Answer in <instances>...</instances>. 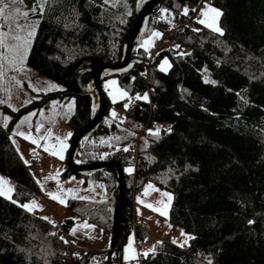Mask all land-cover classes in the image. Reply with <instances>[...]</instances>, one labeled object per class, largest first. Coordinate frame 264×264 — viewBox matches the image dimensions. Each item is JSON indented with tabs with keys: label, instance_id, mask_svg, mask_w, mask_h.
<instances>
[{
	"label": "trees",
	"instance_id": "trees-1",
	"mask_svg": "<svg viewBox=\"0 0 264 264\" xmlns=\"http://www.w3.org/2000/svg\"><path fill=\"white\" fill-rule=\"evenodd\" d=\"M138 1L108 5L105 0H56L40 23L26 65L60 89L39 93L13 111L7 128L0 126V173L14 186L12 195L17 201L0 197V264H86L93 259L89 250L71 255L69 243L57 234L58 226L66 232L74 219L66 218L57 226L19 206L40 191L8 132L25 112L71 98L74 110L67 124L72 135L90 123L97 109L87 68L94 62L114 65L122 60ZM33 2L24 0V6L31 8ZM205 2L223 12L219 21L223 36L197 22ZM186 4H193L196 11L182 15ZM152 28L170 45L159 48L149 60L137 43ZM141 37L132 49L130 70L115 76L129 97L147 93L150 102L133 99L134 106L125 108L122 126L100 124L80 140L74 157L77 165L95 163L92 153L99 148L97 138L110 132L117 133L112 145H122L108 159L123 168L125 185L111 263L118 259L115 252L130 231L132 191L151 183L173 197L169 222L195 239L183 248L157 241L155 252L142 256L141 264H264V0H162L152 10ZM164 58L171 65L167 71L159 67ZM205 76L217 83H205ZM105 98L107 110L106 93ZM127 99L119 104L123 106ZM165 123L170 133L160 127L159 140L148 135V129ZM143 125L146 129L135 150L133 132ZM125 147L129 151H123ZM68 158L69 149L61 178L91 175L104 185L106 200L69 199L66 208L77 219L111 234V208L118 198L115 172L100 168L77 174ZM127 166L134 171L127 174ZM135 233L137 241L143 239L142 229Z\"/></svg>",
	"mask_w": 264,
	"mask_h": 264
},
{
	"label": "rangeland",
	"instance_id": "rangeland-1",
	"mask_svg": "<svg viewBox=\"0 0 264 264\" xmlns=\"http://www.w3.org/2000/svg\"><path fill=\"white\" fill-rule=\"evenodd\" d=\"M120 1L123 0H107V4L115 5ZM205 4L213 7L212 5L205 2L203 3L200 9L204 8ZM185 7H187L189 10L195 8L193 4H186ZM200 14L201 13L199 11V15ZM155 32L161 33L158 29L152 28V30H150L148 33H146L143 37L140 38L138 43L136 42L138 47H140L147 56H151V54L154 52V50L157 47L159 49L163 46L170 45L169 41L168 42L164 41L162 36L160 38L154 37L153 33ZM146 41H152V43L145 46ZM165 59L167 58L161 60L160 65L163 63ZM25 68H26L25 72L8 71L5 77L0 78V100L6 101V103L0 104V126L2 127H3L2 121L4 117H11V120L8 122L9 125L13 119L12 118L13 111L15 112L22 106L28 104L25 103L26 100L32 101L38 96L39 93L47 92V91H40V92L34 91L33 88L29 87V83H28L29 81H31V83L35 86V88H42L45 86L44 82H51V84L57 85L58 87L52 88L51 90L48 91L60 89V85L48 79L47 77L43 76L39 72L29 68L26 64H25ZM13 76H15L17 80L23 81L22 87L16 86L15 81L11 79ZM112 81H115L116 83L112 84L111 83ZM102 87L105 90V93L107 94L110 100V104L108 106L109 108L105 111L104 114L106 120L109 122L108 128H110L112 125L122 126L123 125L122 121L125 118V105L129 106V103L133 99H135L136 96L139 94L136 93L134 97H129L128 95V99L126 100L125 103H123L122 106L121 104H119V102L125 99L127 96L123 98H118L115 102L113 101L112 98V94L117 93L118 91H125L118 84V80L116 76L108 75L104 77L102 79ZM73 102H74L73 98L64 102L53 100L46 106L40 108L39 110L33 109L27 111L24 114L20 115V117L15 122L12 123L8 132V138L10 143L12 144L13 148L19 155L24 165L27 167L28 172L30 173L31 177L33 178L34 182L36 183L40 191L39 195L33 199L43 207L35 209L34 212H36L41 217H49L50 220L48 221H50L51 223L52 221H54L53 224H56L57 226L60 225V223H62L66 218H76V216L70 210H68L65 205H61L58 202H54L46 195L47 192L56 191L58 183L63 187V189L72 188L77 190L72 194H68L67 192L62 193L63 197L67 201L69 199H73L72 198L73 196H88L91 199L87 201H90L92 203H101L106 200V191L104 185L91 175L86 177L81 175L80 176L72 175L66 179L61 178V173L66 168L65 157L67 150L70 147V139L72 136V130L70 126L67 124V117L74 110ZM70 103L72 104L71 109H69L68 107ZM9 105H11V107ZM95 107L96 109L98 107L97 99L95 102ZM113 111L117 113L116 117L112 116ZM33 112H36L37 115L31 116L29 118V123L20 124V121L24 117L29 116V114ZM38 124H43L44 126L43 128L40 129L39 132L36 131V127ZM168 126L169 125L165 123L156 127L167 128ZM156 127H152L150 129H155ZM48 129H51L53 136L48 140H41L40 145H44L46 143L49 145L55 144L57 145V150H58L59 145L55 137L59 136L62 140H64V143L67 145V147L64 149L63 152L64 155L63 160H60L57 156L50 155L49 153L43 150L42 146L33 145L30 140H27L22 136L17 135L14 137L16 141L15 144H13L10 139V137H12L13 132H21V131L25 132L26 134L31 133L34 137L39 139L41 136L47 135ZM145 129L146 128L142 126L140 130H136L133 132L135 144H133L132 148L134 147L135 150L138 149L137 148L138 139ZM69 133H71V135H69ZM116 135L117 133L110 132L106 136L108 140H106L104 144L103 154L106 153L107 158H110L109 156L111 153L122 147V145L119 146L112 145V140ZM34 148L36 149L35 153H33L32 151V149ZM35 154L40 155L39 164H35L32 162V159ZM93 154L95 153H92V156ZM25 160L29 161V163L26 164L24 162ZM129 168L134 169L133 166H127L124 169L127 174H130L127 171ZM57 170H60V176L58 177V181L46 179V177L49 176V174L54 175ZM0 177H3L6 180H8L7 177L2 173H0ZM41 184L43 185V187H41ZM148 184L149 183L145 184L144 187L146 188ZM154 186L156 189H159V191L149 190L148 195H144L143 194L144 192H142V194L136 198L137 200L134 202L133 205V211L134 213H136L137 217H142L144 219L145 227L143 230V239L137 241L135 231L130 230L125 238V241L121 245V249L115 252V256H117L118 259L113 261L112 264H141L140 259L143 256L142 253L148 251L149 249H152L155 242L164 240L173 243L172 241L175 238L178 241V243H173V244L179 246V242H183L185 240V236L181 235V232L182 231L184 233L186 232L183 229H181L179 226L170 223L168 220V216L167 217L162 216L159 214V212L153 211L152 209L146 207V205L150 203L154 207L163 208L164 205L159 202L162 200L166 202V198L162 196V193L164 192L169 193V192L156 185ZM42 198H45V200H43ZM138 198L143 199L145 203L141 204ZM33 199L25 203H29ZM167 211H169V208L167 209ZM83 221L85 220H79L77 218L74 219V223L68 229V231L65 232L63 237L65 240L68 241L69 244H72L74 247H76L79 250V252L80 250L83 249V250H89L93 253V259L91 261H88L86 264H104L102 256L106 251H108L110 247L111 234L108 231L102 230L98 225L86 220L88 224L95 225V228L78 229L76 234L72 235L70 230L78 223H82ZM58 228L61 227L58 226ZM85 231L89 232L90 235L86 236L84 234ZM86 239H91L92 243L87 244ZM130 239L133 242V249H134L133 254H135L136 258L125 260L124 256L128 254L125 253V249L129 244ZM73 241H75V243H73ZM71 264H76V263H71Z\"/></svg>",
	"mask_w": 264,
	"mask_h": 264
},
{
	"label": "snow or ice",
	"instance_id": "snow-or-ice-1",
	"mask_svg": "<svg viewBox=\"0 0 264 264\" xmlns=\"http://www.w3.org/2000/svg\"><path fill=\"white\" fill-rule=\"evenodd\" d=\"M56 2V0H34L32 3L31 8H27L24 6V0H0V78H3L6 76L8 71L13 72H25V64L27 61L28 56L31 53L32 46L35 42L37 31L39 28L40 23L44 19L45 15L51 10L52 5ZM107 2V0H105ZM164 12H167V9L162 10ZM189 9L185 7L182 11V15L187 16L189 13ZM192 11H196V9H192ZM200 16L197 17V22L201 25H204L208 29H210L212 32L219 34L220 36L224 35V29L220 27L219 21L220 18L223 16V12L215 7H211L207 4H205V7L200 9ZM67 27V25H65ZM193 31H200V29H193ZM153 36L156 38H160L162 36L161 33L155 32L153 33ZM152 43V41H146L145 46ZM175 47H179V45H176ZM182 55H189L188 53H182ZM171 67L169 61L165 59L163 63L160 65V69L162 71H167ZM205 71H207L205 69ZM13 81H15V84L17 87H22L23 81L17 80L15 76L11 78ZM205 83L210 84H216L217 82L214 80L208 79L207 76L204 77ZM29 87L33 88L34 91L40 92V91H48L52 88H57V85L51 84V82H44L45 86L42 88H35V86L31 83V81L28 82ZM112 84H115V81L111 82ZM186 91V90H185ZM128 96V93L125 91H118L117 93L112 94L113 101L115 102L118 98H123ZM136 99L138 100H144L149 101L148 94L145 93L143 96L137 95ZM243 99V97H241ZM150 102V101H149ZM6 101L0 100V104H4ZM25 103H31V100H26ZM74 103V102H73ZM11 107V105H9ZM69 109H71L72 104L70 103L68 105ZM125 108H127V105H125ZM16 110V109H13ZM42 114V113H41ZM37 115L36 112L30 113L29 116L24 117L20 124H26L29 123V118L31 116ZM113 117L117 116V113L113 111L112 113ZM11 120V117H4L2 121V125L4 128H7L8 122ZM19 127V125H18ZM43 124H38L36 127V131L39 132L41 128H43ZM161 128L156 127L155 129H148V135L154 137L155 139H160V133ZM166 132H171V127L165 129ZM22 136L27 140H30L33 145L42 146L43 150L50 155L57 156L60 160L64 159V149L67 147V145L64 143V140H62L59 136H56L55 139L59 145V148L57 150V145H49L44 144L40 145L41 140H48L53 136V133L51 129L47 130L46 136H41L39 139L34 137L31 133H25V132H13L12 137H10L11 142L13 144L16 143L14 137L15 136ZM71 135V133H69ZM117 140H119V137H116ZM104 143V141H102ZM33 153L36 152V149H32ZM123 151H129V147H125ZM22 156V154H21ZM23 158V157H22ZM26 164L29 163V161H24ZM129 173L133 172V168H129L127 170ZM60 176V170H57L56 173L49 174V176L46 177V179L50 180H57ZM74 179V178H73ZM41 187L43 185L41 184ZM103 187V186H101ZM149 190L152 191H159V189H156L155 186L151 183H149L144 191V195L149 194ZM15 191V188L13 185H11V182L6 180L3 177H0V197H3L12 203H17L15 199H13L12 193ZM76 189H63V187L58 183L57 184V190L56 191H50L47 192L46 195L53 200L54 202H58L61 205L67 206V200L63 197L62 193L67 192L68 194H72L76 192ZM162 196L166 198V202L164 200L160 201L159 203L163 204L164 207H154L152 204H147L146 207L152 209L153 211L159 212L160 215L167 217L168 211L167 209L171 205V201L173 199L172 195L170 193L164 192L162 193ZM73 199H79V200H90L91 198L88 196H73ZM139 199V198H138ZM139 202L141 204H144L145 201L143 199H139ZM21 208L26 209L28 212H34L37 208H42L43 206L40 205L37 201L34 199L30 201L29 203L20 204ZM44 220H50L49 217H42ZM76 219V218H72ZM54 223V221H52ZM159 223V222H158ZM249 224H252L253 221H248ZM95 225L88 224L87 221H83L82 223H78L76 226H74L70 232L72 235H75L78 229H94ZM55 235V233H52ZM86 236L90 235L89 232L85 231L84 233ZM181 235L185 236V240L183 242H179L180 247H185V245L188 244V241L195 239V237L181 232ZM61 240L64 241V243H68L67 240H64V237H60ZM173 243H178V241L174 238ZM75 243V241H73ZM158 244H162V241L158 242ZM156 246L154 245L152 249H149L146 252H143L142 255L147 257L149 253L155 252ZM125 253H128L124 256L125 260L135 259L136 256L133 249V242L130 239L129 244L127 245L125 249ZM79 255V254H75ZM209 264H211V261H209Z\"/></svg>",
	"mask_w": 264,
	"mask_h": 264
},
{
	"label": "water",
	"instance_id": "water-1",
	"mask_svg": "<svg viewBox=\"0 0 264 264\" xmlns=\"http://www.w3.org/2000/svg\"><path fill=\"white\" fill-rule=\"evenodd\" d=\"M162 0H140L136 6L134 22L130 30L127 32L124 45H123V58L114 65H108L101 62H94L90 64L87 71L90 74V89L98 100V107L93 119L90 123L74 133L70 139L69 158L68 164L73 172L77 174H84L86 172H93L100 168H110L115 172V182L118 189V198L116 207L111 208L114 214V222L111 229L110 247L106 253V264L111 263V256L116 248L118 239V226L120 221V215L123 207L125 185L123 168L117 162H103V163H90L87 165L74 164V157L78 150L80 140L89 136L95 131L101 124L102 118L107 108V101L105 98L104 89L102 87V79L107 75L115 76L119 73L127 72L132 66L131 52L138 41V39L147 31L152 10Z\"/></svg>",
	"mask_w": 264,
	"mask_h": 264
},
{
	"label": "built area",
	"instance_id": "built-area-1",
	"mask_svg": "<svg viewBox=\"0 0 264 264\" xmlns=\"http://www.w3.org/2000/svg\"><path fill=\"white\" fill-rule=\"evenodd\" d=\"M188 25H190L189 21L187 23ZM174 27H178V25H174ZM157 49L158 47L154 50V52L151 54V56H148L149 60L154 56V54L157 52ZM134 106V100H132L130 103H129V107H133ZM101 125L103 127H106L108 128L109 127V122L106 120V117L103 116L102 118V121H101ZM146 125H143V127L145 128ZM107 135H104V136H98L97 138V141H98V145H99V148L98 150L95 151V154H94V161L95 163H103V162H108V159L107 156H106V153L103 154V151H104V144L106 142V140H108V138L106 137ZM102 141H104V143H102ZM32 162L35 163V164H39L40 163V155L39 154H35L33 159H32ZM143 188H140V189H136L134 188L133 191H132V198L134 201H136V198L139 196V194L142 192ZM43 200H45V198H42ZM145 227V224H144V220L143 218H138L136 216H134L130 222V225H129V229L130 230H138V229H144ZM57 234L60 235V236H63L65 234V231L62 229V228H58L57 230ZM86 243L87 244H91L92 243V240L91 239H87L86 240ZM70 246V254L71 255H75V254H78L79 253V250L74 247L72 244H69ZM83 250V249H82Z\"/></svg>",
	"mask_w": 264,
	"mask_h": 264
},
{
	"label": "crops",
	"instance_id": "crops-1",
	"mask_svg": "<svg viewBox=\"0 0 264 264\" xmlns=\"http://www.w3.org/2000/svg\"><path fill=\"white\" fill-rule=\"evenodd\" d=\"M145 191V187L143 188V190H142V192H144ZM142 192L139 194V196L142 194ZM137 200V199H136ZM134 216H136L137 217V215H136V213H134ZM139 218V217H138ZM140 218H142V217H140ZM144 220V219H143ZM144 230V229H143ZM136 231V230H135ZM87 240V239H86ZM107 252V251H106Z\"/></svg>",
	"mask_w": 264,
	"mask_h": 264
}]
</instances>
